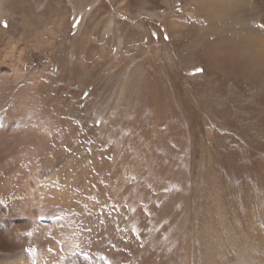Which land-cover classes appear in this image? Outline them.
<instances>
[{
    "label": "rangeland",
    "instance_id": "1",
    "mask_svg": "<svg viewBox=\"0 0 264 264\" xmlns=\"http://www.w3.org/2000/svg\"><path fill=\"white\" fill-rule=\"evenodd\" d=\"M203 2L0 0V264H264L232 257L264 244V80L236 78L230 117L215 59L226 38L264 48V0L223 19ZM158 65L178 74L160 103ZM191 77L208 87L185 100Z\"/></svg>",
    "mask_w": 264,
    "mask_h": 264
},
{
    "label": "bare ground",
    "instance_id": "2",
    "mask_svg": "<svg viewBox=\"0 0 264 264\" xmlns=\"http://www.w3.org/2000/svg\"><path fill=\"white\" fill-rule=\"evenodd\" d=\"M263 1V0H212L211 1H206L204 0L206 4V8L208 12L211 13V15H213L214 17L216 18H225L226 15L232 10L234 9L235 7H241V3H244V2H247V3H250V4H261L260 2ZM203 2V3H204ZM228 2V5L226 3ZM191 3V2H190ZM237 3H240L237 5ZM236 5V6H235ZM245 3L242 5L244 6ZM235 6V7H234ZM251 6V5H250ZM233 7V8H232ZM247 7V6H246ZM244 8V7H243ZM248 8V7H247ZM240 9V8H239ZM249 9V8H248ZM247 9V10H248ZM237 10L238 8L235 10V12L237 13ZM253 10V9H252ZM239 11V10H238ZM244 11V10H242ZM257 11V10H256ZM262 11V10H261ZM233 12V11H231ZM240 12V11H239ZM260 12V11H259ZM235 14V13H234ZM261 16L260 17H264V12L263 14H260ZM238 16V15H237ZM228 17V16H227ZM172 21V20H171ZM175 21V20H174ZM169 22V21H168ZM190 23V22H189ZM194 23V22H193ZM176 24V23H175ZM184 24V23H183ZM216 24V23H215ZM236 24V23H235ZM178 25V24H177ZM179 26V25H178ZM198 27V26H197ZM178 28V27H177ZM250 28V27H249ZM191 29V27H190ZM182 32V31H181ZM180 32V33H181ZM200 32V30H199ZM202 32V31H201ZM198 33V32H197ZM194 34V33H193ZM202 34V33H201ZM181 35V34H180ZM179 37V36H178ZM89 38V37H88ZM177 38V37H176ZM202 38V37H201ZM204 38V37H203ZM182 41L183 40H186L187 43L189 45H194V40L192 37H189V35L187 36H182L181 37ZM196 39V38H194ZM39 40V39H38ZM200 40V39H199ZM67 43V42H66ZM16 44V43H15ZM225 44L227 46V48L229 47H232V49H228L227 51H225L223 53L222 56H218V57H215L216 61L218 62V65H219V68L222 70V72L220 71V74L219 75H222L221 76H218L220 77V79L222 80V82H226V81H229V80H232L233 83H237V88H236V91L232 92L233 94L230 96V97H227L225 99V102L224 103H221V108L218 107L219 110H221L222 113L229 115L230 117H232V113H234V110H233V107L235 109V106L233 103L230 102V99L233 97V96H236L238 94V89H239V85H240V82L239 80H237L236 78H242V77H246V78H252V79H256L258 78L259 81L263 82L264 80V48L261 47V45H259V43H256V39L255 38H252L251 36H239L237 38H234V37H231V38H226V41H225ZM101 46V45H100ZM173 46V45H172ZM56 48V47H55ZM138 50V49H137ZM208 50V49H207ZM216 51V50H215ZM82 52V51H81ZM161 52V51H160ZM84 53V52H83ZM146 53V52H145ZM192 53V52H191ZM167 51L166 53H163V56L162 58L163 59H167ZM207 53L205 54H202L200 57H198L200 59V61H202L204 63V71H209V67H213L214 64H209V62L203 58ZM145 55V54H144ZM135 56V55H134ZM151 56V55H150ZM149 56V58H150ZM190 57V56H189ZM203 58V59H202ZM211 58V57H210ZM87 59V58H86ZM114 59V58H113ZM113 61V60H112ZM146 62V61H145ZM174 64V63H173ZM170 65H172V61L170 63ZM146 68V67H145ZM149 69V68H148ZM148 69L146 68V72L148 71ZM234 70L235 72L231 71V70ZM119 71V70H118ZM177 72V67L176 66H173V71L168 69L167 67H164L163 65H158L157 68L155 69V74H154V78H153V82L152 84H149L151 87H152V90H148V88H145V92H144V100L146 101H149V99H152L153 101L155 100L157 103H160L162 97H165L166 94H165V91L164 90H167L168 91V82H172V80H170L169 78L173 77V76H177L178 74H176ZM205 73V72H204ZM175 74V75H174ZM169 76V81L167 80V77ZM147 78V77H146ZM192 78V77H191ZM172 79V78H171ZM193 79V78H192ZM177 80V79H176ZM190 80L192 83H189L188 81H182V78H181V81H178V88H177V91H179V93H181L183 96H184V99L187 100V96L186 94L190 93V98H193V96L197 94H201L203 96V92H204V89L206 87H208V85L205 86L204 89H198V87L196 85H194L195 83H198V81L200 82V79H198V81L196 80H191L190 78L188 79ZM231 82V81H230ZM244 82V81H242ZM174 83V81H173ZM175 83V84H176ZM174 84V85H175ZM176 84V85H177ZM248 84V83H247ZM243 85V84H241ZM202 87V86H201ZM200 87V88H201ZM221 88V87H220ZM243 88V87H242ZM254 88V87H253ZM235 89V88H234ZM244 89V88H243ZM175 90V89H174ZM174 90L172 88V92L174 93ZM170 91V92H171ZM263 91V90H261ZM176 92V91H175ZM245 92V91H244ZM257 93V91L255 92ZM262 93V92H261ZM242 95V94H241ZM182 96V97H183ZM198 96V95H196ZM240 96V95H239ZM173 97V96H172ZM178 97V96H177ZM186 97V98H185ZM260 97V96H259ZM199 98V97H197ZM235 98V97H234ZM264 99V97H262ZM261 98V99H262ZM176 103L178 102L174 97L172 98ZM242 99V98H241ZM166 100V99H165ZM168 101H171V100H168ZM260 101V100H259ZM162 102V101H161ZM197 102V101H196ZM173 103V102H172ZM239 103V102H238ZM262 103V102H261ZM183 104V102H182ZM190 104V103H189ZM188 104V105H189ZM251 104V103H250ZM156 106V105H155ZM239 106L240 104H238V110H239ZM250 106V105H249ZM252 106V105H251ZM250 106V107H251ZM157 107V106H156ZM246 107V106H245ZM176 108V107H174ZM264 108V107H263ZM242 109V107H241ZM176 110V109H175ZM179 110V109H177ZM181 110V109H180ZM190 110V109H189ZM154 111V110H153ZM173 110H171V114L173 115ZM178 112V111H177ZM186 112V111H185ZM182 113V112H181ZM189 113V112H187ZM176 114V112H175ZM174 114V115H175ZM188 115V114H187ZM234 115V114H233ZM237 118V117H236ZM262 118V116H261ZM142 122L144 123V120H142ZM147 123V122H146ZM236 123V122H235ZM244 123V122H243ZM246 123V122H245ZM145 124V123H144ZM143 124V125H144ZM223 125V124H222ZM247 125V123H246ZM172 128V127H171ZM170 130V129H169ZM206 131V130H205ZM231 131V130H230ZM234 131V130H233ZM207 132V131H206ZM218 132V131H216ZM215 132V133H216ZM209 134V133H208ZM219 136V135H218ZM222 136V134H221ZM220 136V137H221ZM224 136V135H223ZM253 136H256L253 134ZM219 137H216L214 134H210V135H207V138L206 140H208L209 142L213 143L214 141H217ZM226 138V137H225ZM230 137L227 138V140L229 139ZM193 139V138H192ZM221 139V138H220ZM220 139L218 141H220ZM197 140V139H196ZM225 140V139H224ZM223 141V140H222ZM257 141V140H256ZM195 142V140H194ZM245 142V141H244ZM61 143V142H60ZM202 143V142H201ZM225 143V142H224ZM263 143V142H262ZM205 144V142L203 143ZM208 144V143H207ZM214 144V143H213ZM246 144V143H245ZM254 144V143H253ZM259 144V143H258ZM257 144V145H258ZM202 145V144H201ZM210 145V144H209ZM217 145V144H215ZM219 145V144H218ZM252 145V144H249V146ZM255 145V146H257ZM264 146V145H263ZM206 147V146H204ZM210 148V147H208ZM235 148V147H234ZM247 148V147H246ZM255 148V147H253ZM258 148V147H257ZM257 148H255L257 150ZM216 149V147H215ZM218 149V148H217ZM237 149V148H236ZM235 149V150H236ZM202 150V149H200ZM211 150V148H210ZM222 150V149H221ZM254 150V149H253ZM242 151V150H241ZM223 152V151H222ZM229 152V151H228ZM259 152V151H258ZM205 153V152H204ZM207 154V153H206ZM49 158V157H48ZM211 160V159H210ZM258 167V170L259 172H262L264 173V162H260L258 163L257 165ZM215 169V168H213ZM209 172V171H208ZM210 175V174H209ZM212 175H215L217 178V181L220 183V185L222 186V193L224 192V194L226 193H229V191L227 190V181H226V178L224 177L223 178V174H222V177H221V174H219L216 170H214L213 174ZM211 175V176H212ZM220 177V178H218ZM257 178V176H256ZM257 180V179H256ZM249 181V180H248ZM209 182H212V181H209ZM216 182V181H215ZM214 183V182H213ZM213 183H212V186H213ZM206 184V183H205ZM260 183H258V186H259ZM262 184V183H261ZM26 185V184H25ZM217 185V184H216ZM215 185V186H216ZM211 186V187H212ZM214 186V187H215ZM219 187V186H218ZM201 188V187H200ZM212 189V188H211ZM216 191V190H215ZM206 193V192H205ZM211 193V192H210ZM20 196V195H19ZM208 196V195H206ZM216 197V196H215ZM214 197V198H215ZM28 199V198H27ZM22 200V199H21ZM262 201V200H261ZM22 202V201H21ZM28 203H30V201H27ZM220 202V201H219ZM25 204V202H22V204L24 205H28ZM264 203V202H263ZM24 205H21V206H24ZM226 205H229V204H226ZM221 206V205H220ZM29 207V206H28ZM25 208V207H24ZM207 208V207H206ZM214 208V207H213ZM200 215V214H199ZM198 215V216H199ZM263 217V216H262ZM259 219V218H258ZM219 220V219H218ZM242 220V219H241ZM221 223V222H220ZM264 223V221H263ZM229 224V223H228ZM239 228V227H238ZM228 229V228H227ZM234 229V228H233ZM254 229V228H252ZM259 230V228H258ZM235 231V229H234ZM239 231V229H238ZM237 231V232H238ZM255 231V230H254ZM229 232V231H227ZM247 232V231H246ZM241 234V232H239ZM243 233V232H242ZM255 233V232H254ZM239 234V235H240ZM246 234V233H245ZM258 234H260V236L262 237V234H264V230H260L258 232ZM234 235V234H233ZM236 235V234H235ZM234 235V236H235ZM249 235V234H248ZM248 235H243L241 236V238L243 239V243L242 242H239L238 245H235V248H233V252H235V254L232 256V257H237L239 258L240 260H244L246 258L249 259H259L262 257H264V249L262 248V246L264 247V244L257 241V240H254V239H251L250 237H246ZM255 235V234H254ZM250 236V235H249ZM264 237V236H263ZM262 237V238H263ZM232 238V237H231ZM259 240H260V237H257ZM234 240V239H233ZM262 240V239H261ZM235 241V240H234ZM264 241V240H263ZM14 243V241H12ZM7 243V242H6ZM229 245V244H228ZM225 248V247H224ZM229 248V247H228ZM226 250V249H225ZM138 252V251H137ZM222 254V253H221ZM222 256V255H221ZM228 256V255H227ZM23 260V259H22ZM246 261V260H245ZM21 260L17 261L16 264H21ZM226 262V261H225ZM231 262V261H230ZM235 262V261H234ZM244 262V261H243ZM252 262V261H251ZM130 263V262H129ZM240 263V262H238ZM259 263V262H258ZM212 264V263H211ZM216 264V263H215ZM248 264V263H247Z\"/></svg>",
    "mask_w": 264,
    "mask_h": 264
},
{
    "label": "snow or ice",
    "instance_id": "3",
    "mask_svg": "<svg viewBox=\"0 0 264 264\" xmlns=\"http://www.w3.org/2000/svg\"><path fill=\"white\" fill-rule=\"evenodd\" d=\"M133 234H135V229H133ZM101 260H105L103 256L100 257ZM105 264H107V261L105 260Z\"/></svg>",
    "mask_w": 264,
    "mask_h": 264
}]
</instances>
